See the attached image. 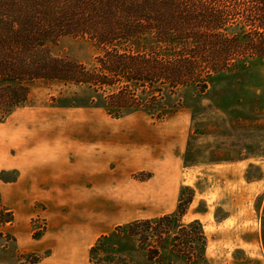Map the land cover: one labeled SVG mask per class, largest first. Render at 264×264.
Masks as SVG:
<instances>
[{
  "label": "rangeland",
  "instance_id": "374dc122",
  "mask_svg": "<svg viewBox=\"0 0 264 264\" xmlns=\"http://www.w3.org/2000/svg\"><path fill=\"white\" fill-rule=\"evenodd\" d=\"M52 51L94 66L100 49L63 37ZM167 104L176 111L162 120L143 110L115 119L84 87L34 83L27 104L0 121V264H155L118 227L173 215L191 191L181 223L199 220L206 248L192 262L167 250L165 263L264 264V61L217 75L204 93L182 88ZM49 145L84 163L62 169L49 200L15 205L24 176H45L17 160Z\"/></svg>",
  "mask_w": 264,
  "mask_h": 264
},
{
  "label": "trees",
  "instance_id": "16d2710c",
  "mask_svg": "<svg viewBox=\"0 0 264 264\" xmlns=\"http://www.w3.org/2000/svg\"><path fill=\"white\" fill-rule=\"evenodd\" d=\"M234 25L252 26L250 34L231 32ZM63 37L98 47L94 66L54 55ZM253 58L264 61V0H0V121L41 80L84 87L115 119L143 110L162 120L176 111L169 96L190 86L204 93L217 75ZM193 197L180 196L173 215L118 230L155 264H166L167 250L192 262L206 248L200 221L181 223Z\"/></svg>",
  "mask_w": 264,
  "mask_h": 264
},
{
  "label": "crops",
  "instance_id": "0c3cea01",
  "mask_svg": "<svg viewBox=\"0 0 264 264\" xmlns=\"http://www.w3.org/2000/svg\"><path fill=\"white\" fill-rule=\"evenodd\" d=\"M44 139L49 137V135L43 136ZM71 148L70 144L67 145V148ZM60 148V149H59ZM48 149V150H47ZM59 149V150H57ZM75 151V149H73ZM68 151V150H67ZM64 150L62 153V145L60 146H50L49 148L41 147L39 151L35 153V155H25L19 158L17 161L20 163H24V165H28L32 169L36 166L37 168H41L45 172V176L37 179H29L28 177L24 176V179L21 183L16 185L13 193V199L15 200V205L22 206L24 205L25 208L29 207L33 198H43L48 199L52 196L50 189H54L55 185L59 186V189H62V180H64V175H62V169H66L67 166H76L77 164L84 163V158L81 153L80 155L75 153L73 157L75 158L76 164L71 165L70 161L68 160L69 152ZM86 159V158H85ZM89 161V160H87ZM92 162V161H91ZM90 163L87 162V164ZM82 166V165H81ZM86 168L91 169L92 167L88 166ZM93 176H91L92 178ZM64 182V181H63ZM43 183L47 185H43ZM52 185H54L52 187ZM48 187V188H47ZM50 188V189H49ZM59 200H62V191L59 192ZM61 236V235H60Z\"/></svg>",
  "mask_w": 264,
  "mask_h": 264
}]
</instances>
